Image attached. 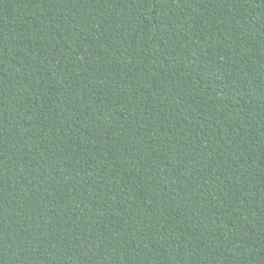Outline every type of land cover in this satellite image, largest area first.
<instances>
[{"label": "trees", "instance_id": "obj_1", "mask_svg": "<svg viewBox=\"0 0 264 264\" xmlns=\"http://www.w3.org/2000/svg\"><path fill=\"white\" fill-rule=\"evenodd\" d=\"M0 264H264V0H0Z\"/></svg>", "mask_w": 264, "mask_h": 264}]
</instances>
